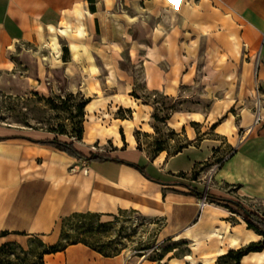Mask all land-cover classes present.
<instances>
[{
    "label": "rangeland",
    "instance_id": "1",
    "mask_svg": "<svg viewBox=\"0 0 264 264\" xmlns=\"http://www.w3.org/2000/svg\"><path fill=\"white\" fill-rule=\"evenodd\" d=\"M216 9L224 12L209 0H180L176 6L167 0L136 1L102 14L92 39L49 31L42 40L0 52V127L9 128L7 134L39 138L57 134L85 152L103 154L115 143L135 146L136 141L138 150L149 158L160 154V159L217 139L215 159L190 174L196 183L179 182L192 188L200 182L211 194V169L229 156L227 142L234 144L264 114L258 41L252 45L237 19L235 30L243 37L239 54V38L227 35L229 29L218 25L203 35L194 25L215 24L210 14ZM148 46L158 51L151 62L144 55ZM202 202L191 242L184 240L188 232L164 237L160 220L127 211L113 221L89 213L62 217L54 245L83 243L102 255H123L132 264H232L231 258L219 256L242 244L264 242L250 229L234 226L230 232V225L246 224L232 204ZM244 204L264 218V200ZM223 235L227 240L218 238ZM49 247L36 237L21 238L0 252V264H40ZM240 264H264V249L246 254Z\"/></svg>",
    "mask_w": 264,
    "mask_h": 264
},
{
    "label": "crops",
    "instance_id": "2",
    "mask_svg": "<svg viewBox=\"0 0 264 264\" xmlns=\"http://www.w3.org/2000/svg\"><path fill=\"white\" fill-rule=\"evenodd\" d=\"M109 1L0 0V52H12L19 46L35 43L40 35L62 27L66 21L74 23L77 9H82L83 23L92 39V31L100 26L102 14H112L115 6L143 0ZM209 1L222 6L224 12L216 9L210 14L215 24L196 22L195 27L203 35H206L202 33L204 29L212 33L218 25L229 29L227 35L234 34L239 38L241 54L243 37L235 30L236 21L240 20L243 24L239 28L244 29L242 34L253 46V41H258L255 42L259 52L257 78L264 95V0ZM195 9L198 11L197 6ZM226 40L232 55L236 56L230 44L232 40L227 36ZM157 52L148 46L144 50L147 62H151L152 55ZM248 128L247 134L244 133L234 144L227 142L231 151L214 174L210 195L234 199L242 204L264 200V114ZM8 129L0 127V247L29 237L52 246L59 240L57 224L62 217L89 213L99 216L102 221H113L121 212L127 211L160 220L164 237L174 238L188 232L189 236L184 240H194L197 233L195 221L200 216L203 197L207 195L206 187L200 182L195 184L198 193L179 182L196 183L190 174L203 162L215 159L213 149L220 146L217 139H205L163 159L158 158L160 154L149 158L136 148V141L135 146H125L123 141L121 145L114 144L108 154L144 167L147 174L161 181L157 183L136 168L115 160L83 161L49 145L23 138H6ZM156 160L163 161L157 163ZM86 168L87 172H84ZM202 217L203 211L200 219ZM225 226L213 229L223 230ZM234 226L248 229L246 224L239 223L230 225V232L236 228ZM218 238L227 240L224 235ZM42 262L132 264L123 255L105 256L83 243L44 254Z\"/></svg>",
    "mask_w": 264,
    "mask_h": 264
},
{
    "label": "trees",
    "instance_id": "3",
    "mask_svg": "<svg viewBox=\"0 0 264 264\" xmlns=\"http://www.w3.org/2000/svg\"><path fill=\"white\" fill-rule=\"evenodd\" d=\"M87 102H88L87 100L84 101L83 104L80 105L79 109L84 108L86 106ZM6 138H23V139H27L31 142H35L38 144L49 145V146H52V147H54L60 151L65 152L67 155H69L71 157H74L76 159L83 160V161H90L92 159L115 160V161L125 163L127 165H130V166L136 168L147 179H150V180L155 181L157 183H161V181L159 179H154L149 174H147L144 170V167H141L137 164H133L130 162L121 161L116 157H112L108 153H104V154L103 153H96V152H91L90 150L88 152H85V150H83L79 146H77V144L74 140H68V141L63 140V139L59 138L57 134L53 137L39 138L37 136H34L33 134H24L23 132H16V133L8 134L6 136ZM76 138L77 139L81 138V132L80 131H78L76 133ZM159 151H162V150L159 149ZM187 187L192 191L198 192V190L195 188H192V186L190 184H187ZM206 197L211 201L215 200L218 202H225V203H229V204H232L233 206H235V209L241 213L242 219L246 223L247 228L253 230L258 235L264 236V218L259 216L257 213L248 210L241 203H239L235 200L217 197V196H213L210 194H207ZM10 244L11 243L3 244L0 247V252L4 249L8 248L10 246ZM262 249H264V242H260V241L251 242V243L246 244L245 246H242L236 250L231 249L226 254L219 256V258H221V257L231 258L232 264H240V261H241L243 256H245L246 254H248L250 252H259ZM58 250L59 249H57L55 247V245H52L51 247H49L48 250L43 252V255L47 254V253H53V252H56ZM42 259H43V257L41 258L40 264H43Z\"/></svg>",
    "mask_w": 264,
    "mask_h": 264
},
{
    "label": "bare ground",
    "instance_id": "4",
    "mask_svg": "<svg viewBox=\"0 0 264 264\" xmlns=\"http://www.w3.org/2000/svg\"><path fill=\"white\" fill-rule=\"evenodd\" d=\"M172 6H176L178 4V2L180 0H167ZM106 3H110L109 0H106ZM110 5V4H109ZM79 8V7H78ZM86 10V9H85ZM86 12V11H85ZM75 13V12H74ZM87 15H89V12L86 13ZM92 16V15H91ZM89 18V17H88ZM66 19V18H65ZM83 19H84V14L82 12V9H77L76 10V20L73 23L74 25L71 26V23H65L64 26L56 28V29H52L51 31H55L58 35H62L64 37H68L70 35H74L77 38H83L87 35V31L85 28V25L83 23ZM43 36V34H42ZM40 35V39L42 40L43 37ZM45 36V35H44ZM48 46V45H47ZM73 47V46H72ZM151 55V54H150ZM150 57V56H149ZM93 67V66H92ZM110 72L112 73V75H114L113 70L110 68ZM250 128H248L245 132V134H247V132L249 131ZM132 140V139H131ZM205 205V203L202 205V207ZM178 240V239H177ZM262 251V250H261ZM189 262V261H188ZM174 263V262H173ZM175 264V263H174Z\"/></svg>",
    "mask_w": 264,
    "mask_h": 264
},
{
    "label": "built area",
    "instance_id": "5",
    "mask_svg": "<svg viewBox=\"0 0 264 264\" xmlns=\"http://www.w3.org/2000/svg\"><path fill=\"white\" fill-rule=\"evenodd\" d=\"M258 121V120H257ZM256 121V122H257ZM228 157V156H227ZM226 158H222V160H220L219 162L215 163L213 166H212V171H211V175L215 174L217 172V170L219 169V167L221 166V164L225 161ZM84 172H87V168L84 169ZM207 191V188L205 189V192ZM207 197H203V201L206 199ZM204 203L201 204V206L203 205Z\"/></svg>",
    "mask_w": 264,
    "mask_h": 264
}]
</instances>
